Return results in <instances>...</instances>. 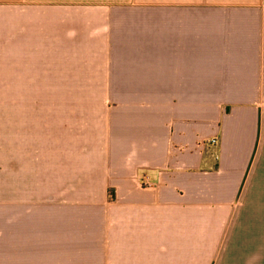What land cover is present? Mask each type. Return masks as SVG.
<instances>
[{"label": "crops", "instance_id": "1", "mask_svg": "<svg viewBox=\"0 0 264 264\" xmlns=\"http://www.w3.org/2000/svg\"><path fill=\"white\" fill-rule=\"evenodd\" d=\"M0 264H264V0H0Z\"/></svg>", "mask_w": 264, "mask_h": 264}, {"label": "built area", "instance_id": "2", "mask_svg": "<svg viewBox=\"0 0 264 264\" xmlns=\"http://www.w3.org/2000/svg\"><path fill=\"white\" fill-rule=\"evenodd\" d=\"M213 143H216V141L214 140Z\"/></svg>", "mask_w": 264, "mask_h": 264}]
</instances>
